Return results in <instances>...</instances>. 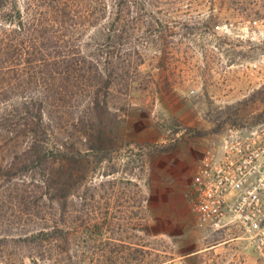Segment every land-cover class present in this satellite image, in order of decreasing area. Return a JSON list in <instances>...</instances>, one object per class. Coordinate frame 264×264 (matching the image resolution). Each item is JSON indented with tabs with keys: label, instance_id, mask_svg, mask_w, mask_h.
<instances>
[{
	"label": "rangeland",
	"instance_id": "1",
	"mask_svg": "<svg viewBox=\"0 0 264 264\" xmlns=\"http://www.w3.org/2000/svg\"><path fill=\"white\" fill-rule=\"evenodd\" d=\"M137 1L170 26L172 43L157 51L166 62L147 61L114 92L108 126L95 127L93 172H49L67 194L51 264H262L233 233L202 225L185 194L204 150L264 119V47L239 31L264 17V0ZM81 124L68 130L76 143ZM7 160L1 151L0 264H32L27 241L46 226L52 193L37 186L43 172H6Z\"/></svg>",
	"mask_w": 264,
	"mask_h": 264
},
{
	"label": "trees",
	"instance_id": "2",
	"mask_svg": "<svg viewBox=\"0 0 264 264\" xmlns=\"http://www.w3.org/2000/svg\"><path fill=\"white\" fill-rule=\"evenodd\" d=\"M133 2L138 5L0 0V152L8 157L1 169L43 172L37 186L52 193L46 226L27 241L32 264H51L62 241L60 210L67 194L60 177L49 172H64L66 165L71 172L78 165L93 172L94 151L101 150L95 127L108 126L114 92L142 77L139 68L147 61L154 67L166 62L157 51L161 42L172 43L169 24L156 21L155 10L139 12ZM77 122L84 129L76 137L80 145L68 135Z\"/></svg>",
	"mask_w": 264,
	"mask_h": 264
},
{
	"label": "built area",
	"instance_id": "3",
	"mask_svg": "<svg viewBox=\"0 0 264 264\" xmlns=\"http://www.w3.org/2000/svg\"><path fill=\"white\" fill-rule=\"evenodd\" d=\"M239 31L264 47V17L243 22ZM185 196L202 225L233 233L264 264V119L228 128L217 145L204 150Z\"/></svg>",
	"mask_w": 264,
	"mask_h": 264
}]
</instances>
